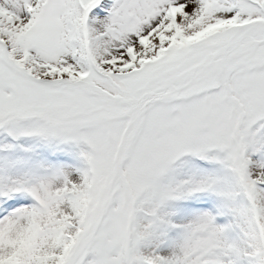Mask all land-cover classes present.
I'll return each instance as SVG.
<instances>
[{
  "label": "snow or ice",
  "instance_id": "6c2138e0",
  "mask_svg": "<svg viewBox=\"0 0 264 264\" xmlns=\"http://www.w3.org/2000/svg\"><path fill=\"white\" fill-rule=\"evenodd\" d=\"M0 264H264V0H0Z\"/></svg>",
  "mask_w": 264,
  "mask_h": 264
}]
</instances>
